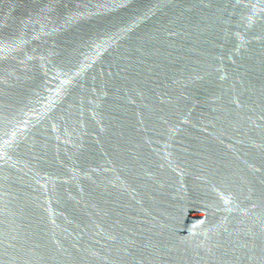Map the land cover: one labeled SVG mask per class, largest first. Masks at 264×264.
I'll list each match as a JSON object with an SVG mask.
<instances>
[{
  "label": "water",
  "instance_id": "1",
  "mask_svg": "<svg viewBox=\"0 0 264 264\" xmlns=\"http://www.w3.org/2000/svg\"><path fill=\"white\" fill-rule=\"evenodd\" d=\"M0 264H264V0H0Z\"/></svg>",
  "mask_w": 264,
  "mask_h": 264
}]
</instances>
